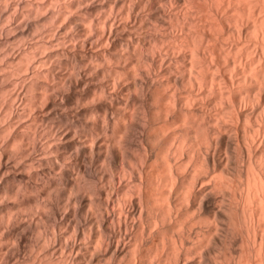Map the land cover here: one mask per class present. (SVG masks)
Listing matches in <instances>:
<instances>
[{
  "label": "bare ground",
  "instance_id": "obj_1",
  "mask_svg": "<svg viewBox=\"0 0 264 264\" xmlns=\"http://www.w3.org/2000/svg\"><path fill=\"white\" fill-rule=\"evenodd\" d=\"M0 264H264V0H0Z\"/></svg>",
  "mask_w": 264,
  "mask_h": 264
}]
</instances>
